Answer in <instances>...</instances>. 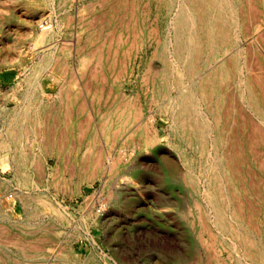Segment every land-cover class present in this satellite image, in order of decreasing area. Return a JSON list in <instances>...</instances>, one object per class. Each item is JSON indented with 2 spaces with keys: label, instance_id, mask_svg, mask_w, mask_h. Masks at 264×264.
Wrapping results in <instances>:
<instances>
[{
  "label": "bare ground",
  "instance_id": "obj_1",
  "mask_svg": "<svg viewBox=\"0 0 264 264\" xmlns=\"http://www.w3.org/2000/svg\"><path fill=\"white\" fill-rule=\"evenodd\" d=\"M98 1L88 0L71 13L60 7L63 13L55 24L44 22L36 1L28 5V0H0V89L6 90L0 100V159L4 166L12 168L17 160L12 146L21 142L23 134H33L30 145L39 154L46 149L47 144L36 137L46 134L36 94L38 81L21 93L8 83L14 76L20 84L26 72V51L33 59L42 56V44L49 54L44 61L47 67L55 53L72 50L79 55L78 73L71 81L81 87L71 98L75 103L86 93L93 115L86 124L90 138L97 134V128L106 139L137 135L150 151L163 139L160 129L155 119L146 115L136 89L127 92L124 75L116 76L112 66L147 53L157 42L154 52L162 66L149 61L136 78H140L142 90L152 88L148 95L160 102L159 111L169 118L174 137L168 144L176 148L177 155L168 156L165 165L156 169L158 173L128 167L122 180L129 187L141 183L144 174L161 180L167 172L181 174L195 196H201V200L195 199L192 223L203 248L188 243L185 230L177 228L178 233L171 222L167 227L176 230L178 236L174 235L183 247L168 254L173 260L153 253L150 264H264V200L258 201L256 225L247 216L243 197H259L264 188V60L259 53L264 44V0H119L117 9L107 8L102 37L94 44L92 13ZM116 20L118 32L113 35ZM67 25L74 36L71 48L53 44L51 40ZM27 35L31 36L29 44ZM38 61L34 60V69ZM10 95L20 101L8 105ZM114 95L118 101H112ZM103 159L95 161L107 162ZM111 162L104 172L115 174L122 167L118 159ZM21 177L24 184L32 185L36 180L32 169ZM110 179L107 176L104 187L112 193ZM10 187V182L3 181L0 190ZM17 197L25 205L32 202L21 192ZM3 202L0 193L1 207L15 225L29 223L32 211L27 208V221L22 222L19 213H7ZM149 202L159 213L179 214L187 208L170 196L150 197ZM61 215L67 217L63 211ZM223 250H229L227 257L221 255ZM13 256L9 252L0 255V264H25L14 262ZM120 264L127 263L121 260Z\"/></svg>",
  "mask_w": 264,
  "mask_h": 264
},
{
  "label": "rangeland",
  "instance_id": "obj_2",
  "mask_svg": "<svg viewBox=\"0 0 264 264\" xmlns=\"http://www.w3.org/2000/svg\"><path fill=\"white\" fill-rule=\"evenodd\" d=\"M34 1L41 10L44 22L52 20L55 24L58 16L63 13L60 7H66L68 13H71L76 7L88 4V0H28V5ZM108 7L117 9L119 0L110 3L99 0L96 4L92 13L94 44L99 43L102 37ZM261 19L264 31V17ZM117 27L118 20L112 26L115 31L113 35L117 34ZM70 29V25L62 27L51 40L52 43L71 48L74 36L69 34ZM83 35L86 36L85 32ZM30 41L31 36L27 35L26 43ZM156 45L157 42L145 54L140 52L132 60L124 64L117 62L112 66L116 76L124 75L127 92L132 93L131 88L136 89L146 115L155 119L160 129L163 139L150 151L145 149L137 135L129 137L130 134H119L106 139L99 128L93 138L87 134L86 124L91 111L86 93L83 92V98L75 103L71 98L81 87L71 81L73 75L78 73L79 55L72 50L55 53L52 64L47 67L44 61L49 54L44 44L42 56L33 59L30 51H26V72L21 75L20 84L14 76L8 83L16 86L21 93L30 87L31 82L38 81L36 94L44 112L46 121L43 127L46 128V134H36V137L47 145L44 152L39 154L37 148L30 145L33 134H23L21 142L12 146V153L14 155L15 152L17 158L12 162V168L5 167L0 159V185L3 181L11 183L9 189L0 190L3 203L9 209L7 213L15 216L19 213L22 217L20 220L26 222L27 208L32 211L29 223L15 225L0 204V255L9 252L14 255V262L25 264H120L121 260L127 264H150L151 256L157 252L166 255L168 259H174L168 254L172 255L173 250L183 247L175 237L180 227L181 231L185 230L188 243L203 248L192 223L195 199L199 197L201 200V196H195L181 174L167 172L165 180L144 174L141 183L129 187L122 180L124 169L128 167L135 166L143 172L148 168L149 172L158 173L156 169L165 165L168 156L176 158L177 155L176 148L168 144V140L172 141L174 137L168 127L169 118L159 111L160 102L148 95L153 92L152 88L142 90L140 78H136L140 69L147 67L149 61L162 66V60L154 52ZM261 46L259 53L264 60V44ZM35 59L39 60L37 69L33 68ZM49 69L51 73L47 71ZM5 92V88L0 89V100ZM117 98L114 95L112 101H118ZM17 101L20 100L14 95L6 99L8 105H14ZM71 119H75V123ZM98 158H104L107 162L95 161ZM111 159H118L119 168L122 167L115 174L104 172V169L111 167ZM31 169L35 172V183L24 184L25 180L21 176ZM109 175L112 178L109 181L112 193L104 187V181ZM53 179H56L55 183ZM18 192L32 202L25 205L17 197ZM258 194L259 197L243 195L247 216L252 217L256 225L257 212L261 206L258 201L264 200V188ZM162 196L176 198L187 208L179 214L156 212L149 198L158 199ZM61 211L67 217H62ZM171 222L175 224V231L167 227ZM262 224L264 226V221ZM229 253V250H223L221 255L227 257Z\"/></svg>",
  "mask_w": 264,
  "mask_h": 264
}]
</instances>
